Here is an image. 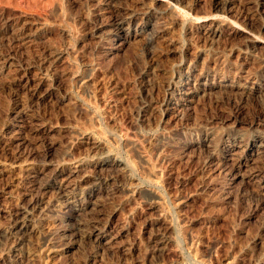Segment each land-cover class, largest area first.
I'll list each match as a JSON object with an SVG mask.
<instances>
[{
    "label": "rangeland",
    "instance_id": "rangeland-1",
    "mask_svg": "<svg viewBox=\"0 0 264 264\" xmlns=\"http://www.w3.org/2000/svg\"><path fill=\"white\" fill-rule=\"evenodd\" d=\"M216 1L0 0V264L43 174L79 161L68 190L88 210L47 212L20 246L28 264H264V157L255 176L222 164L264 138V0ZM116 11L128 42L91 36ZM103 161L125 176L94 194L84 178ZM96 213L101 245L75 237Z\"/></svg>",
    "mask_w": 264,
    "mask_h": 264
},
{
    "label": "bare ground",
    "instance_id": "bare-ground-1",
    "mask_svg": "<svg viewBox=\"0 0 264 264\" xmlns=\"http://www.w3.org/2000/svg\"><path fill=\"white\" fill-rule=\"evenodd\" d=\"M216 2H217V4H216L217 7L220 9H224V7L227 5L226 2H224L223 0H217ZM116 12H117L116 14H114L113 16H111L109 18V19H111V21L107 22L108 24H106V22L104 21L100 24L96 22L97 23L96 25H94V24H92V26L90 25V33L92 32L91 36L100 37V36H105L106 34L111 36V33H113V31H114V32H116V34H118L117 36H118L119 40H122V41L124 40L125 42H128L130 36H129V32L126 28L127 26L125 24L126 23L125 21H127V20L124 21L122 15L118 11H116ZM221 33H222V29L219 26H217L216 24L215 25H208V26L206 25V26L201 27L200 36L203 38V40L204 39H211L212 40L214 38L216 39V38L221 37V35H220ZM114 38L116 39V37H114ZM115 39H113V40H115ZM253 43H256V41H253ZM200 78H202V77H200ZM36 84H38V83H36ZM209 86L207 88L211 87V86L210 87ZM237 89L240 93H242L244 95V99L248 98L249 95H251V90H253L252 88H248V87L244 88V87H240V86L237 87ZM257 89L258 88H256L255 90H257ZM85 139L88 142H91L90 143L91 144L90 151L95 152L98 150V145L94 142L92 143L91 138L87 137ZM206 141H207V139H206ZM253 141L254 142L251 143V145H249V146L247 145L245 147V149H243V150L240 149L241 148L240 146L238 147V145H234V143H233V145H227L224 148V157L222 159V164H226L228 167H230L233 177L239 176L241 178L242 176H244L243 175L244 172L248 173L249 176H255L256 170L261 168L260 166H258V164L261 163V161L263 160V157H264V138L259 137ZM19 147L21 149L19 148V151L16 153V155H17L16 158L21 157V153L23 150L22 149L23 147H21L20 144H19ZM238 148L240 150H237ZM248 151L254 152L253 155L254 154L255 155L254 156L252 155L253 157H251V155H248ZM82 163H83L82 161L76 162L73 165L67 163L64 166L65 172L62 173V176L60 178V180L62 179L61 181L58 178H54V179H52L53 181L49 180V184H48L46 174L45 175L43 174L42 179L40 178L42 180L40 182V184H41V187H40L41 191L40 192L43 191L44 194L46 193V196H48V194L49 195L56 194V196L52 195V197L46 201L45 198H47V197L42 193V195L45 196L44 198H42V199L41 198H38V199L34 198V200H31L27 204L24 203L26 206L24 205L23 206L24 208L21 207L19 214L16 213V214H18L16 216H18L20 220L15 225L16 226L15 234L17 236L21 235L20 236L21 239L19 240L18 239L19 236L17 237V239L19 240V243L16 244L15 254L12 257V264H28L27 258L30 255H29V253H27L25 256H21L22 252H21V255L19 253V250L20 251L22 250L20 248V246L21 247L25 246L30 241L31 236L39 234L41 221L46 216L47 212H49V211L61 212V211H65L66 209H69L73 212L74 215L77 214L80 217L83 213H85V210H88L87 206L86 207L81 206L82 203L80 204L79 198L71 193V191H72L71 186L73 184V181L75 180L76 177L81 176V173H82L81 167L83 166ZM100 166H101V170H100L101 174L98 176L97 180L96 179L95 180L94 179L89 180V177L84 178L85 185L86 184L89 185L90 186L89 190L94 194L96 192H98V190L101 188V186H106V187L113 186L112 184L114 182H116L118 180L121 181V179L124 178V176H125V172H123L121 170V165L118 162L103 161ZM242 168H244V169L248 168L247 169L248 171H245V170L242 171ZM104 171H107L108 173L104 174ZM241 172H243V173H241ZM248 174L246 176H248ZM58 175H56V176H58ZM51 182H52V184H51ZM37 186H40V185L38 184ZM36 188H38V187H36ZM68 189H70L71 191ZM263 196H264V194H263ZM48 197H50V196H48ZM95 206H97V208L99 207V205L94 203L93 209L91 208L92 209L91 213L92 212L95 213V212H97V210H99ZM34 212L39 213V215H37L38 218L35 217ZM99 213H101L100 210H99ZM89 215H90V213H89ZM100 215L97 214V215H93L92 217L89 216L90 220L89 221L87 220L86 224L83 222V219H78L77 224H75V226L77 228V233L74 232V234L76 233L75 237L78 236V238L81 241L82 240L83 241L88 240L92 244L95 243L93 245H101L103 242V239L106 238L105 233L107 232L106 230L109 227V221L104 219L105 221H107V223L105 225L103 224L104 226H102L101 221L103 219L99 218ZM100 217H102V216H100ZM16 221H17V219H16ZM16 235H14V236H16ZM163 243H166V241H161V245H163ZM260 255L262 257H264V248H263V251L260 253Z\"/></svg>",
    "mask_w": 264,
    "mask_h": 264
}]
</instances>
